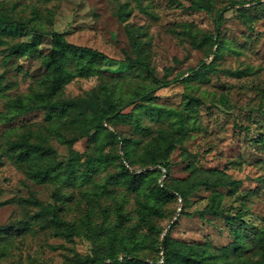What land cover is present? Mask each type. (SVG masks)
<instances>
[{"label": "rangeland", "instance_id": "374dc122", "mask_svg": "<svg viewBox=\"0 0 264 264\" xmlns=\"http://www.w3.org/2000/svg\"><path fill=\"white\" fill-rule=\"evenodd\" d=\"M238 2V4H235ZM1 9L12 11L25 27L0 28V111L6 109L9 97L28 95L33 89L44 87L47 73L42 59L51 47L47 34L52 30L65 32L74 43L92 46L105 52L108 58L101 63L102 72L89 76L75 74L64 86L63 94L83 95L86 91L108 83L117 95L128 98L133 89L148 81L142 71L123 64L126 54L136 55L130 44L125 24H133L144 31L150 65L161 77L171 67L169 78L182 76V81L163 87L148 102L138 99L123 112L128 116L113 121L110 129L137 137L136 154L156 141L160 128L171 130L182 137L171 152V171L167 181L185 179L194 171L225 170L231 177L242 179L235 193L219 188L224 193L223 206L230 215L242 212L249 223V237L242 258L256 260L259 252L252 239L255 229L264 226V0H213L214 9L230 7L222 27L224 48L217 55H207L210 46L196 47L184 32L187 23L199 33L213 32L214 14L208 11V0H0ZM242 9V10H240ZM44 33L39 50L33 54L9 56L10 47L32 38L34 29ZM204 60L212 62L218 72L207 71L194 75L189 69L197 68ZM76 70V62L68 61ZM191 97L199 99L195 106L188 104ZM229 102L227 107L221 99ZM178 114L184 126L179 128ZM140 119L141 128L135 124ZM43 109L25 113L13 121L0 115V146L20 133L32 131V140L54 148L59 162L68 161L71 148L94 153L99 150L122 153L121 143L109 142L103 134L74 130L69 123L61 129L50 126ZM60 133L72 138L60 140ZM130 170L142 172L154 166H141L137 157L126 162ZM120 169L119 160L99 165L91 181L77 180L62 188L68 194L62 213L69 220L80 222L89 208L94 209L95 222H102L93 190H102L99 200L109 209V221L116 219L115 203H122L132 214L126 226L134 225L137 190L122 181L104 185L107 177ZM164 175L157 182L162 183ZM149 187L152 184H147ZM52 181L36 182L22 166L3 155L0 165V225H19L0 246V264H74V255L90 252L92 242L85 236L65 238L54 233L47 218L36 216L37 207L23 201L34 191L37 196L53 202ZM211 189L200 187L186 201L172 198L164 205L165 216L157 221L170 229L177 239L202 243L211 250L229 251L236 243L231 225L222 217L212 214L200 216L209 200ZM193 212L180 214L181 209ZM173 220L177 223L173 226ZM145 231V228L143 229ZM149 257H158L147 241L140 249ZM232 258H239L233 253Z\"/></svg>", "mask_w": 264, "mask_h": 264}, {"label": "trees", "instance_id": "16d2710c", "mask_svg": "<svg viewBox=\"0 0 264 264\" xmlns=\"http://www.w3.org/2000/svg\"><path fill=\"white\" fill-rule=\"evenodd\" d=\"M209 1L208 11L214 14L215 29L213 32H198L185 23L183 31L190 36L191 43L196 47L210 46V52L217 56L224 48V39L221 35L222 27L227 20V12L230 7H218L214 9L213 0ZM241 2L235 3L238 4ZM242 10V9H240ZM25 27L12 11L1 9L0 3V28ZM125 29L136 55L126 54L120 61L131 68L142 71L148 81L142 82L133 89L132 94L126 98L116 93V88L108 83H102L97 87L86 91L83 95L68 96L63 94L67 81L75 74L89 76L102 72L101 63L108 55L98 48L81 45L70 41L65 32L52 30L47 32L51 36V47L42 62L47 73L44 78V87L33 89L28 95L18 94L9 97L5 103L6 109L0 111V115L6 121H13L19 116L35 110L43 109L50 126L61 129V123L67 122L74 130L87 131L96 135L105 134L109 142L122 144V153L118 151L99 150L94 153L80 152L71 148L68 161L64 164L56 159L57 152L54 148L44 146L32 140V131L26 130L16 138L7 140L5 145L0 146V165L3 163V155L8 154L19 166H22L28 176L36 182L52 181L56 187L52 191L53 202L40 199L34 191L23 201L37 207L36 216L47 218L53 226L54 233L65 238L85 236L92 242L90 252L81 255L76 252L74 264H264V226L255 229L252 237L254 246L258 250L259 257L256 260L242 258L247 238L249 237V223L243 219L242 212L230 215L223 206L224 193L219 188H226L230 193H235L242 183V179L231 177L225 170L194 171L185 179H172L167 181L171 171V152L176 148L182 137L171 130L160 128L156 141L145 147L138 154L135 144L137 137L124 135L118 129H110L113 121L128 116L123 110L132 106L138 99L148 102L156 96L157 90L173 83L182 81V76L177 75L169 78L171 67L165 69L163 76H157L155 69L150 65V59L146 51V41L143 39L144 31L141 27L126 23ZM44 33L37 28L31 39L18 41L10 47L9 56L14 54H33L39 50V45ZM76 62V70L68 67V61ZM194 75L203 72H218L219 69L212 63L202 60L197 68L189 69ZM149 103V102H148ZM199 99L191 97L188 104L195 106ZM226 98L221 99V104L227 107ZM179 128L184 126L183 116L178 114ZM137 128H141L140 119H135ZM60 140L70 143L72 138L65 133H60ZM140 161L141 166L150 167L142 172H134L126 165V162ZM119 160L120 169L107 177L104 185L111 181H122L129 187L137 190L136 216L138 221L132 226H126L133 215L125 211L122 203H115L116 219L109 221V209L102 207L99 200L102 190L94 188L93 196L103 216L102 222H95L94 209L89 208L83 219L69 220L62 213L63 202L68 194L62 190L66 184L91 181L94 171L99 165H106ZM164 175L162 183L157 180ZM147 184H152L150 187ZM200 187L211 189L209 200L202 210L196 212L203 216L212 214L222 216L230 225L235 235L236 243L229 251L223 248L220 251L211 250L205 244L188 242L174 238L170 229L165 231L158 223V219L165 216L164 205L172 198L180 197L186 201L188 197ZM180 214L192 215L183 208ZM174 224L177 223L173 220ZM19 225H0V246L5 247L4 241L8 239L12 231H18ZM145 228V231L143 229ZM149 242L158 257H149L140 249ZM235 254L239 261L231 255Z\"/></svg>", "mask_w": 264, "mask_h": 264}, {"label": "water", "instance_id": "95a60500", "mask_svg": "<svg viewBox=\"0 0 264 264\" xmlns=\"http://www.w3.org/2000/svg\"><path fill=\"white\" fill-rule=\"evenodd\" d=\"M173 223H174V221H173Z\"/></svg>", "mask_w": 264, "mask_h": 264}]
</instances>
